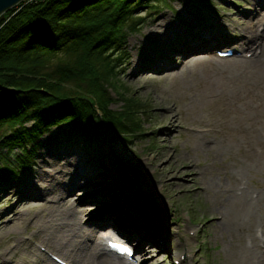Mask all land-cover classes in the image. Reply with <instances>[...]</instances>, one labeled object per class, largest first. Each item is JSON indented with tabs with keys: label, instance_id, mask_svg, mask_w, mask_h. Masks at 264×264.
<instances>
[{
	"label": "rangeland",
	"instance_id": "374dc122",
	"mask_svg": "<svg viewBox=\"0 0 264 264\" xmlns=\"http://www.w3.org/2000/svg\"><path fill=\"white\" fill-rule=\"evenodd\" d=\"M255 2L258 6H252ZM166 3H155L157 10L138 9L135 17L143 18L142 26L122 47L119 80L126 89L121 92L137 102V133H103L90 142L71 135L57 141L55 134L67 127L61 122L22 148L3 150L15 164L17 155L31 151V157L15 181L0 184V264H42L45 258L37 245L49 243L39 227L60 234L62 225L49 221L48 214L69 210L70 205L78 213L76 223L93 230L86 240L90 245L97 238L96 226L87 227L85 221L91 210L100 208L79 203L78 198L84 192L92 198L91 192L103 187L123 192L121 204L126 203L132 216L116 207L119 212L101 213L100 218L97 212L90 222H118L126 234L135 232L134 226L144 233V227L155 232V243L164 238V245L142 243L144 264H169L171 250L193 253L192 264H249L245 243L257 229L264 232V68L253 58L218 59L209 49L219 40L236 49H252L253 41L247 43L242 28L248 23L254 31L262 26L264 0ZM198 22L201 25L195 29L204 24L207 29L186 43L190 23ZM178 42L183 46L178 47ZM114 98L110 108L120 110L123 100ZM40 175L63 180L69 191L59 198L57 192L32 191L31 184ZM90 180L93 186L85 188ZM139 197L143 202L136 200ZM246 197L252 203H246ZM46 198L52 203H45ZM61 215L56 216L67 225ZM150 222L162 225L161 234ZM80 236L71 248H80ZM47 248L67 257L50 245Z\"/></svg>",
	"mask_w": 264,
	"mask_h": 264
},
{
	"label": "trees",
	"instance_id": "16d2710c",
	"mask_svg": "<svg viewBox=\"0 0 264 264\" xmlns=\"http://www.w3.org/2000/svg\"><path fill=\"white\" fill-rule=\"evenodd\" d=\"M168 0H24L0 16V184L16 180L31 151L10 153L50 126L94 141L137 133V102L121 92L122 47L140 30L138 9ZM119 96L120 110L110 108ZM33 147L31 148V150Z\"/></svg>",
	"mask_w": 264,
	"mask_h": 264
},
{
	"label": "bare ground",
	"instance_id": "6f19581e",
	"mask_svg": "<svg viewBox=\"0 0 264 264\" xmlns=\"http://www.w3.org/2000/svg\"><path fill=\"white\" fill-rule=\"evenodd\" d=\"M253 2V1H252ZM249 3V2H248ZM252 6H258L257 3H253ZM254 8V7H253ZM253 12H255V8L252 10V12L250 14L254 15ZM249 14V15H250ZM219 20V19H218ZM250 21V20H249ZM260 21V20H259ZM243 22V21H242ZM190 25L192 26L188 31L185 32V40L186 43H190L189 41L196 39L200 33H196L194 31L195 26L193 24L190 23ZM241 25V24H239ZM254 25H252L251 23H248L246 25L243 26L242 30L246 36V39H248L249 41H247V43H250L251 41H253L252 43V47L257 45V48L255 51H253L252 53V61L258 62L263 68H264V29L261 32L262 34L260 35L258 32V27H260L258 25V27L256 28V31H254L253 28ZM219 28V27H218ZM154 34L157 35H163V32L158 31L157 29L154 30L152 29ZM212 30V29H211ZM192 36V37H191ZM207 36V35H206ZM226 37V36H225ZM227 38V37H226ZM241 38V37H240ZM222 39V38H221ZM245 39V40H246ZM184 40V41H185ZM222 41V40H221ZM220 42V40H219ZM259 42V43H258ZM200 44V43H199ZM239 44V43H238ZM241 44V43H240ZM238 46V45H237ZM263 47V49L261 47ZM251 47V48H252ZM257 49H259V51H257ZM263 51V52H262ZM263 53V54H262ZM262 54V56H261ZM261 56V57H260ZM249 61V60H248ZM232 62V61H231ZM234 62V61H233ZM254 62V63H255ZM139 63V61H138ZM253 63V64H254ZM256 64V65H259ZM252 65V64H251ZM143 66V64L140 63L139 67ZM145 66V65H144ZM255 66V64H254ZM260 67V66H259ZM161 68V67H160ZM258 68V67H255ZM262 69V68H260ZM259 71V70H258ZM261 71V70H260ZM263 71V70H262ZM257 73V71H256ZM260 74V73H259ZM210 147V146H209ZM212 148V146H211ZM213 151V150H212ZM216 152V151H215ZM63 169V168H62ZM78 169V168H77ZM65 171V170H64ZM51 172V171H50ZM62 174V173H61ZM60 175V174H59ZM111 175V174H110ZM114 175V174H113ZM69 179V178H68ZM91 179V176H90ZM62 182H64L63 180H58L57 178H52L47 180L44 176L40 175L38 177L37 180H35L34 183L31 184L32 186V191L35 192V190H38L41 192H57V196L56 198H59L60 195L64 196L65 193L63 192H68L69 190H67L65 187L66 185H64ZM93 181H89V186H85V188H90L92 185ZM95 186V185H94ZM106 190L112 192V191H116V188H110V187H104ZM238 195H241L240 197L244 198L246 196V194H242V193H238ZM117 197H113L112 199L107 198L105 199L106 203H111L112 200H115ZM247 201H245L246 203L251 202V198L246 197ZM63 199V198H60ZM49 203H52L49 202ZM56 203H58V201H56ZM60 204V203H59ZM70 211L68 210V208L61 210L59 208L58 211L56 210H52V212H49V217H47V219L49 218V221L52 222L53 221H57L56 223L58 225H62V232L60 234H58L57 232H52L50 230L45 231L42 228V225L39 227L41 230V232L44 234L43 239L46 240L50 246L54 247L55 250L60 251L62 254L66 255L67 259H69L73 264H129L127 263L123 258H119V257H114L113 255L110 254H106L104 253L103 249L100 247V244L98 243V241L96 242H92L87 243V238H89L92 235L93 230L88 231V229L84 228L83 226L77 224V220H76V216H77V212L75 210V208L73 207V205H70ZM227 208V207H226ZM225 208V209H226ZM224 209V208H223ZM233 211V208H232ZM231 212V211H230ZM104 213L105 215H107L105 212H100ZM57 214H62L61 216H66V220L63 217V220H65L67 222V225L65 224V222H62L61 219H59L58 216H56ZM93 214H96L95 212ZM227 214V212H226ZM45 217V216H44ZM108 217V216H107ZM111 217V216H109ZM35 219V218H34ZM81 219V218H80ZM117 218H114V220H116ZM38 220V219H37ZM87 220L90 222L91 220H93V217H87ZM34 221V220H33ZM36 221V220H35ZM34 221V224H35ZM107 220H105L106 222ZM119 221V220H118ZM44 222V221H42ZM41 222V223H42ZM87 222V221H85ZM80 223V222H79ZM112 223V222H111ZM129 223V222H128ZM148 223V222H147ZM151 223V222H150ZM33 224V225H34ZM230 224V221H229ZM151 225H154L157 229L156 231L158 232V234H161V227L162 225L158 224L157 222H153L151 223ZM225 227L222 229L227 230V222L224 224ZM54 226V225H53ZM59 226V227H60ZM149 227V226H148ZM38 228V229H39ZM56 228V227H55ZM64 228V229H63ZM52 229V228H51ZM54 229V228H53ZM140 229V228H139ZM145 229L144 233L139 232V236H141L142 239H145L146 236H149V234H147L146 232L147 229ZM221 229V231H222ZM137 230V228H136ZM258 230V229H257ZM256 230V231H257ZM61 231V230H60ZM85 231V232H84ZM261 231V236L258 238L256 237V239H252L250 244H246L245 243V248L248 251L247 254V260L249 261V264H264V232L262 230ZM83 232V235L81 234ZM81 234V236H80ZM217 235V234H216ZM255 235V234H254ZM81 237L82 241L79 243L80 246V250L77 248L75 249V247L71 248L70 243L72 241H76L77 237ZM96 237V236H95ZM137 237V236H136ZM151 238V237H150ZM162 238V237H161ZM97 238H95L96 240ZM258 239V240H257ZM77 242V241H76ZM260 243L263 245V248L259 249L258 247H256V245H260ZM25 244V243H24ZM46 244V243H45ZM44 244V245H45ZM49 245L46 246L49 247ZM77 245V244H75ZM83 246V247H82ZM26 247V246H25ZM22 248V247H21ZM30 248V247H29ZM165 248V247H164ZM257 248V249H256ZM263 249V250H262ZM20 251V250H19ZM12 252V251H11ZM10 252V253H11ZM8 256V255H7ZM10 256V255H9ZM17 256V255H16ZM179 257V256H178ZM34 259V258H33ZM38 259V258H37ZM30 260V259H29ZM5 262V261H4ZM25 262V261H24ZM37 263V262H36ZM35 263V264H36ZM19 264V263H18ZM42 264H53L50 261H46V260H42Z\"/></svg>",
	"mask_w": 264,
	"mask_h": 264
},
{
	"label": "water",
	"instance_id": "95a60500",
	"mask_svg": "<svg viewBox=\"0 0 264 264\" xmlns=\"http://www.w3.org/2000/svg\"><path fill=\"white\" fill-rule=\"evenodd\" d=\"M24 0H0V16Z\"/></svg>",
	"mask_w": 264,
	"mask_h": 264
}]
</instances>
